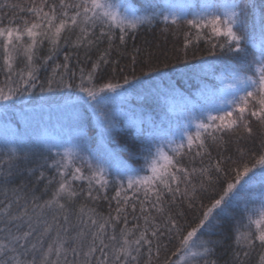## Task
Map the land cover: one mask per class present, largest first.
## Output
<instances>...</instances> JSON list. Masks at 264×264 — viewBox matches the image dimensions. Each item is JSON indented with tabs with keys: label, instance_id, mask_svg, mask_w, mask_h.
Segmentation results:
<instances>
[{
	"label": "snow or ice",
	"instance_id": "obj_1",
	"mask_svg": "<svg viewBox=\"0 0 264 264\" xmlns=\"http://www.w3.org/2000/svg\"><path fill=\"white\" fill-rule=\"evenodd\" d=\"M255 7L252 0L148 3L143 8L121 0H33L27 8L0 2V13L27 11L32 17L16 23L13 16L5 24L0 15V73L5 76L0 103L5 111L37 89L41 67L52 61L51 74L39 91L82 93L76 102L93 110L102 131L114 138L120 135L115 120L126 114L103 106L146 83L136 76L138 64L148 67L142 75L156 72L161 77L170 66L162 62L159 67L152 53L142 58V50L134 47L124 68L112 58L113 49L124 56L127 39L157 19L165 23V31L181 25L188 29L185 61L193 34L196 42L206 34L211 37V54L218 48L229 57L222 82L231 97L227 106L210 103L167 128L151 125L146 132L142 119L128 118L123 132L135 133L136 147L124 144L121 150L129 161L142 164L122 162L115 179L99 160L81 155L85 137L74 149L63 151L62 145L51 143L49 156L37 167H31L37 153L27 141H5L0 145V264H215L210 257L219 242L204 237L244 197L249 202L236 222V248L228 264H264V139L258 150L238 147L235 156L223 154L226 147L216 156L211 150L241 130L253 136V123L264 129V3L258 29L249 26ZM45 41L50 47L42 58L38 50ZM104 41L108 46L100 51ZM67 47L83 48L86 61L93 50L99 53L87 70L77 61L79 83L69 55L64 54V63L57 62L56 53ZM21 58L24 66L17 69ZM45 169L55 175L47 176ZM25 173L34 178L31 186L27 179L15 182ZM41 181L43 192L37 195ZM109 188L114 190L110 198ZM101 199L109 201L107 215L93 206ZM184 205L199 208L192 223H180Z\"/></svg>",
	"mask_w": 264,
	"mask_h": 264
},
{
	"label": "trees",
	"instance_id": "obj_2",
	"mask_svg": "<svg viewBox=\"0 0 264 264\" xmlns=\"http://www.w3.org/2000/svg\"><path fill=\"white\" fill-rule=\"evenodd\" d=\"M2 2V0H0ZM36 3H39V0H35ZM50 2H53V0H50ZM55 2H58V0H55ZM123 3H128L131 2L134 6L137 8H143L146 4L148 3H154V4H162L163 0H121ZM201 0H184V4H196L200 3ZM8 3L12 4H19L22 7L27 8V6L31 3H33V0H8ZM252 3L256 5V7L253 9L252 13L249 16V26L251 27L253 24L256 25L257 29L259 27V14H260V5L264 3V0H252ZM0 15L4 16V23L7 24L8 19L12 18L13 16L16 18L15 22L20 23L21 20L20 18L24 19H29L31 20L32 17L27 11L20 12V11H15V12H9L7 9L3 13H0ZM190 18V17H189ZM167 26L165 23L162 21V19H157L153 22L151 26L145 25L142 26L139 31H137L134 35V39L130 36L127 39V43L125 46L122 47L121 51H124L126 54L124 56H121L115 49H113L112 53V58L113 59H118L120 60V66L127 68L129 65V55L133 51V48H139L142 50V53H144V56L142 58H146L147 53H152V60L156 61L158 63L159 67H163L162 62H167L170 66V70H168V75L161 77L158 73L152 72L151 75H142V73H147L148 72V67L144 65H137V71H136V76H139L144 80L146 83L142 84L143 88L146 86L147 90L149 89L148 95L151 96L154 94V84L156 82H167L171 81L174 85H176L179 89L183 90L184 93L191 94L189 89L184 86L183 83V78L184 75L188 78H194L195 75L192 74L191 70L192 67H207L208 69H215L216 71L218 70H223L225 71L228 62H229V57L226 54H223L219 51L217 48L216 54L213 55L211 54V44L210 40L211 37H209L207 34L201 39L196 42L194 38V34L190 39H193V44L189 47L188 49V56H187V61L183 59V45L185 42V37H184V32L187 31L183 25L177 30L174 26L168 27V31H165L164 29ZM194 33V30H193ZM118 44V40L115 42ZM107 41H104L102 44H100V51H102L104 48H106ZM50 45L48 44L47 41H45L44 45L38 50L39 51V56L40 57H46L48 55ZM64 54H67L70 56V61H69V67L71 70L77 72V79L76 83H79L78 80V74L79 70L77 67V61L79 60L80 66L84 67L86 70L91 64V60L96 59L97 55L99 54L96 50H93L90 53L91 60H85L84 58V50L83 48L80 49H73L72 47H67V48H62L60 51L56 53L57 57V62L59 63H64ZM38 63H42V61H38ZM235 64V62H232ZM23 60L21 58L20 61L17 62V69L23 68ZM53 66V62L49 61L47 66L41 67L39 73H38V80L36 81L38 87L35 91L32 92L30 96H25L23 98V101L21 102L20 100H17L15 102H12L13 105H16L17 102H19V105H23L26 103V105L29 106H21L18 107V110L24 109L29 110L34 112L35 118H42V113L47 111V110H42L38 109L39 107H34L36 103L38 102L39 99H37L41 91H39V85L43 83L47 76L51 74V68ZM111 71V66L109 67V72ZM164 77H167L165 80ZM131 79V76L129 77ZM5 79V76L3 73H0V82H2ZM122 82V81H121ZM199 86V85H197ZM138 89V87H136ZM146 90V91H147ZM145 91V93H146ZM48 92V91H44ZM50 93L49 96H53L54 94H58L59 96L56 97L58 100L60 99H69L77 96H81L82 93H79L78 91L76 92H71L69 93L68 90H63V91H53V92H48ZM132 96L130 98L132 99L131 102L135 106H141L142 108L149 109L150 111L154 110L156 111L154 101L152 99H148V97L143 94V96L139 93L138 90H135L131 92ZM55 96V95H54ZM141 97L142 101L138 100V98ZM55 98V97H51ZM145 99V100H143ZM71 101V100H70ZM73 104V103H71ZM33 105V106H31ZM17 106V105H16ZM70 104L66 105L65 107L68 108ZM34 107V108H33ZM5 113L11 112L10 109L5 110H0ZM38 112V113H36ZM38 114V115H35ZM40 113V114H39ZM41 115V116H40ZM3 121L5 124L11 125L14 124L16 126H20V122H18V119H12L9 117V119L3 115ZM52 117V116H50ZM55 117V116H54ZM49 118V116H48ZM49 121V119H48ZM155 125L157 126V121H154ZM82 127L89 128L92 130V135L90 134V137L92 139V143L95 144L96 142V134L97 131H95V128L93 126V123L91 120H88V122L85 124L81 123ZM145 128L146 132L150 130L151 128H148V126L143 125ZM127 128V125L121 124L119 125L116 129L121 130L120 135L118 136H113L112 133L109 134V137L106 138V144L109 146V148L116 154L118 155L122 160H124V163L130 164L132 167H139L140 164H142V160L139 161V163L132 162L128 160L127 153L123 152L121 150V145L127 144L129 148H135L136 145L133 142V138L135 133L133 132L132 135H125L123 132V129ZM262 132H264V129H262L260 126L256 125L253 123V136L249 137L246 133H244L242 130L241 132L237 135H231V136H226V144L223 147L220 148H213L212 153L213 156H216L218 152H223V148H227V152H224L223 154L225 155H236V149L238 147L241 148H251L253 150H258L261 140L264 139V136H262ZM23 138L24 141L28 142V146L35 151L36 157H35V163L31 165V167H37L39 164H42L44 159L49 156L48 154V147L43 145L39 138L36 135H18V136H11V135H6L5 133H0V145H3L5 141H11L14 139H21ZM61 150V149H59ZM85 151L87 154L91 155L92 158H95L96 160L103 161L105 160L102 158L99 153H94L92 154V150L85 148ZM105 168L109 170V172L112 173V176L110 177L111 179L116 178V170L113 168V166L109 163H103L100 162ZM46 175L47 176H54L55 172L51 169H45ZM21 179H27L29 181L30 186L32 185L33 179L34 178H28L27 173H25L24 177H17L16 178V183L18 184ZM80 182H77L79 185ZM45 181H41L39 185L36 186V194L37 195H42L43 188H44ZM86 186V185H85ZM107 195L109 198L114 195V190L113 188H109ZM47 196L44 195L42 196V199H46ZM251 199L255 200L256 197L252 196ZM249 202V197H244L241 199L238 203V205L234 208L232 211V214L226 217H223L219 220L217 223L216 227L207 235H205V239L213 241V242H219V244L215 247L214 254L210 257L211 260L215 261V264H228V262L232 259L233 252L235 251V243H234V228L236 226V222L239 219L240 215L243 212L244 205ZM205 203H207V200L205 199ZM94 207L97 208V211L107 215L109 212V201L105 199H101L99 201H96L93 204ZM112 207H115V202H112ZM183 210L185 211V217L180 220V223L184 224L185 221L187 223H192L197 216L199 215V208L198 206L193 209H188L186 205L183 206ZM130 224L131 226V216L129 217ZM203 231V230H202ZM164 243H168L167 239L165 238ZM173 244H169V249L173 248ZM165 256V252L162 249L161 250V258Z\"/></svg>",
	"mask_w": 264,
	"mask_h": 264
},
{
	"label": "rangeland",
	"instance_id": "obj_3",
	"mask_svg": "<svg viewBox=\"0 0 264 264\" xmlns=\"http://www.w3.org/2000/svg\"><path fill=\"white\" fill-rule=\"evenodd\" d=\"M165 2L174 3L177 6L184 5V0H163L162 4ZM191 72L195 75L194 78H188L185 75L183 78L184 86L189 89V92L192 90L190 92L191 94L184 93L183 90L179 89L171 81L165 83L157 81L152 87L154 88V94L151 96H147L149 89L147 90L146 86L144 88L140 86L138 89L129 90L124 99L117 98L108 101L103 107L109 112L126 114V117L124 115H117L115 128L121 124L127 125L128 118L142 119L144 121L143 125L148 126V128H151V125H155L154 121H157V126L167 128L169 125L175 126L177 123H182L186 116L198 112L210 103L227 106L226 102L231 97L228 95L225 85L222 82L225 71H216L214 68L208 69L207 71V67L194 66ZM164 78L165 80L167 79V77ZM135 90H138L142 96L145 94L148 99H152L156 111L154 110L153 112L132 104V97L130 98V96H132L131 92ZM49 95L50 93L48 92L40 93L37 98L39 100L34 106L39 107L38 109L47 110H44L45 112L41 114L42 118H35L32 110H26V112L24 109L18 110V107L23 105L29 106L26 103L19 105V102H17V106L13 105L8 108L11 110L10 114L0 111V133L11 136L22 135L23 137L24 135H36L45 146H50L51 143H59L62 145L60 148L61 151L74 149L80 143L81 137H85L86 143L83 144L81 155L92 158L85 151V148H88L90 151L92 150V154L99 153L105 159L100 162L111 164L115 170L122 162L124 163V160L116 155L105 142L110 133L102 131L101 126L97 122V116L91 108L85 104L76 102L77 95L70 98L71 101L60 98L58 100L56 98L59 96L58 94H54L55 96ZM138 100L142 101V98L139 97ZM68 104L70 106L66 108L65 106ZM0 110H5L3 103H0ZM36 113L35 115H38ZM4 114L8 119L10 117L11 121L14 118L18 119L20 126L5 124L3 118L1 119V117H4ZM88 120L92 121L95 131H97L95 144L92 143L90 137L92 130L81 126V123L85 124Z\"/></svg>",
	"mask_w": 264,
	"mask_h": 264
}]
</instances>
